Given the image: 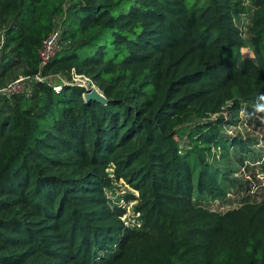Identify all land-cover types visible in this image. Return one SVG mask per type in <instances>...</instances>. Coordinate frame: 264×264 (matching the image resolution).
Wrapping results in <instances>:
<instances>
[{"label":"trees","instance_id":"1","mask_svg":"<svg viewBox=\"0 0 264 264\" xmlns=\"http://www.w3.org/2000/svg\"><path fill=\"white\" fill-rule=\"evenodd\" d=\"M0 32V88L75 73L107 100L71 82L0 94V264H264V135L226 131H264V0H0ZM217 151L254 181L226 179ZM121 179L141 232L106 197Z\"/></svg>","mask_w":264,"mask_h":264},{"label":"rangeland","instance_id":"2","mask_svg":"<svg viewBox=\"0 0 264 264\" xmlns=\"http://www.w3.org/2000/svg\"><path fill=\"white\" fill-rule=\"evenodd\" d=\"M242 2H244V4L246 6H249L250 8L253 7V2L254 0H240ZM247 20H245L246 22ZM244 23V21H243ZM2 32H0L1 35ZM243 41L245 43V49L247 50V52H251V45L250 43L247 42L246 37H243ZM1 40V37H0ZM245 50V51H246ZM21 78V76H20ZM77 79L75 77V75L72 73L71 75L68 74H60L57 76H54L52 78L49 79V82L54 85V86H60L61 84H64L66 82H71V83H76L77 84ZM16 82V81H15ZM10 84H12L11 82H9ZM9 84V85H10ZM85 86L87 87H95V90L100 93L99 88L94 85L91 81V83L89 82V84H85ZM6 88V87H5ZM4 89V87L0 88V90ZM238 98V99H236ZM235 100L238 101H243L242 99H240L238 97V95H236ZM232 105L231 102H228V104L222 109V113H217V115H211V114H205L204 116H199V117H194V119L192 121H187L185 123V125H183L181 128H179V133L182 135H186L188 130L192 127V125H195V122H209L212 121L216 118H219L221 116H229V107ZM243 106H245V103L242 104ZM242 113L241 116H239V118L242 120ZM228 133L230 134H238V135H243L244 137H250V138H255L258 139L261 136L264 135V131H260L258 133L251 131L248 127H246V125H240V127H232V128H228L226 130ZM261 143L264 146V142L262 139H260ZM252 150H256V147H252ZM217 161L220 164V168H222V173H224L225 178L226 179H240V180H246V175L250 176V173L248 172H244V169L242 168V166L238 165L234 160L232 159H226V158H222V156H220L219 151H217ZM252 165H248V169H251ZM247 171V170H246ZM257 171V170H256ZM258 172V171H257ZM264 176V175H263ZM113 177V175H112ZM225 179V181H226ZM228 182V181H226ZM227 184V183H226ZM227 186V185H226ZM234 190L233 187L230 186V184L227 187V190L225 191L226 194H229L227 197L228 198H233L231 192ZM129 196H135L136 199L133 200H129L127 199V197ZM139 196L140 193L139 191L135 190L134 188H132L130 185L126 184V182L121 179L119 181L114 180V183L112 185V187L108 190H106V197L109 200V204L113 210V207L117 206L120 209H122V214L119 217V221L121 222L124 230L128 229V230H132V231H139L141 232L143 230V216L141 215V212H139L137 210V206L139 204ZM203 203L206 204V206H209V208L213 209V210H217V206H218V201H213L212 198L210 197H204L203 198ZM213 206V208L211 207ZM195 208H198L200 210H204L206 212L209 213L208 208H206L204 205H196ZM234 208V205L231 207V209ZM211 211V210H210Z\"/></svg>","mask_w":264,"mask_h":264},{"label":"built area","instance_id":"3","mask_svg":"<svg viewBox=\"0 0 264 264\" xmlns=\"http://www.w3.org/2000/svg\"><path fill=\"white\" fill-rule=\"evenodd\" d=\"M0 43L3 44L4 40L2 39ZM62 47H63L62 28L59 24H57L54 31L44 41V43L42 44V47L39 50L40 71H42L46 66L50 64V62L62 50ZM74 75L77 79L76 81L77 85L88 88L87 86H85V84H89V82L91 83L90 79L84 76L77 75L75 73ZM50 78L52 77H46V78L42 77L41 73L32 78L21 77L16 82H13L12 84L8 85L6 88L0 90V94L7 95L9 97L16 95V94L30 95L32 92V87H33L34 82L49 81ZM257 171H256V180L258 181L257 183H259V187L252 188L251 193L261 194L264 191V176H263L264 171H260L259 169H257ZM246 178H247L246 180H250L251 182L254 181L253 180L254 178L251 175L250 176L246 175Z\"/></svg>","mask_w":264,"mask_h":264},{"label":"water","instance_id":"4","mask_svg":"<svg viewBox=\"0 0 264 264\" xmlns=\"http://www.w3.org/2000/svg\"><path fill=\"white\" fill-rule=\"evenodd\" d=\"M101 93V92H100ZM85 98L87 100H91V99H94V100H97V101H100V102H106V98L104 97V95L101 93L99 94L94 87H88L87 88V93L85 94Z\"/></svg>","mask_w":264,"mask_h":264},{"label":"bare ground","instance_id":"5","mask_svg":"<svg viewBox=\"0 0 264 264\" xmlns=\"http://www.w3.org/2000/svg\"><path fill=\"white\" fill-rule=\"evenodd\" d=\"M95 88V87H94Z\"/></svg>","mask_w":264,"mask_h":264}]
</instances>
